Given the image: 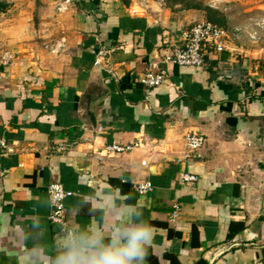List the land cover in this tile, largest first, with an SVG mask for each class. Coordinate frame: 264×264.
Instances as JSON below:
<instances>
[{
	"label": "crops",
	"instance_id": "crops-1",
	"mask_svg": "<svg viewBox=\"0 0 264 264\" xmlns=\"http://www.w3.org/2000/svg\"><path fill=\"white\" fill-rule=\"evenodd\" d=\"M199 1L229 33L201 67L165 60L200 9L0 0V264H56L69 235L108 243L121 221L156 230L145 264H264V0ZM153 66L163 81L144 87ZM53 182L72 191L63 225Z\"/></svg>",
	"mask_w": 264,
	"mask_h": 264
},
{
	"label": "built area",
	"instance_id": "built-area-1",
	"mask_svg": "<svg viewBox=\"0 0 264 264\" xmlns=\"http://www.w3.org/2000/svg\"><path fill=\"white\" fill-rule=\"evenodd\" d=\"M140 3H147L149 1L162 0H139ZM228 31L215 23L210 21H200L191 25L185 32L182 44L175 47L173 51L165 58L167 62L176 65L201 67L204 63L205 48L211 45L215 51L220 52L224 47V40L228 37ZM163 81V71L157 69L155 66L146 69L139 77V82L144 87L154 88L160 85ZM204 143L203 135L190 132L185 136V145L191 151H196ZM5 145L4 140L0 138V147ZM137 143L131 144H117L109 143L104 147L107 154L122 153L131 150ZM65 146H58L59 150H65ZM178 179L180 183H191L196 180V176L188 173H179ZM151 183L145 181L138 184L137 191L140 194L147 192L151 188ZM47 197L49 201L48 220L51 224H64V200L72 194V191L63 187L61 183H50L47 188ZM177 209V207H175Z\"/></svg>",
	"mask_w": 264,
	"mask_h": 264
},
{
	"label": "clouds",
	"instance_id": "clouds-1",
	"mask_svg": "<svg viewBox=\"0 0 264 264\" xmlns=\"http://www.w3.org/2000/svg\"><path fill=\"white\" fill-rule=\"evenodd\" d=\"M155 231L148 222L121 221L111 231L108 243L99 231L73 233L63 242L64 251L56 264H145Z\"/></svg>",
	"mask_w": 264,
	"mask_h": 264
},
{
	"label": "trees",
	"instance_id": "trees-1",
	"mask_svg": "<svg viewBox=\"0 0 264 264\" xmlns=\"http://www.w3.org/2000/svg\"><path fill=\"white\" fill-rule=\"evenodd\" d=\"M165 4L172 6L178 4L184 9L195 8L203 11L206 21H210L220 26L225 25V17L218 11L211 9L199 0H164Z\"/></svg>",
	"mask_w": 264,
	"mask_h": 264
},
{
	"label": "rangeland",
	"instance_id": "rangeland-1",
	"mask_svg": "<svg viewBox=\"0 0 264 264\" xmlns=\"http://www.w3.org/2000/svg\"><path fill=\"white\" fill-rule=\"evenodd\" d=\"M35 23H36V20H35Z\"/></svg>",
	"mask_w": 264,
	"mask_h": 264
}]
</instances>
